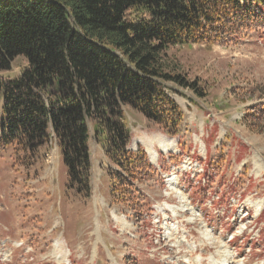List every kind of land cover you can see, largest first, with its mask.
<instances>
[{
    "label": "rangeland",
    "instance_id": "374dc122",
    "mask_svg": "<svg viewBox=\"0 0 264 264\" xmlns=\"http://www.w3.org/2000/svg\"><path fill=\"white\" fill-rule=\"evenodd\" d=\"M166 54L206 96L166 85L183 114L176 135L124 107L132 149L156 170L136 183L145 207L113 202L92 122L90 198L68 190L54 137L34 156L0 151V264H264V116L253 109L264 104V34ZM26 65L17 57L0 76Z\"/></svg>",
    "mask_w": 264,
    "mask_h": 264
},
{
    "label": "trees",
    "instance_id": "16d2710c",
    "mask_svg": "<svg viewBox=\"0 0 264 264\" xmlns=\"http://www.w3.org/2000/svg\"><path fill=\"white\" fill-rule=\"evenodd\" d=\"M256 33L264 34V0H0V71L27 61L16 79L0 76V151L34 156L54 137L68 190L90 198L92 122L112 165L113 202L142 209L136 183L156 170L141 146L132 149L124 107L176 135L183 114L166 85L206 92L167 50ZM253 109L264 116V104Z\"/></svg>",
    "mask_w": 264,
    "mask_h": 264
},
{
    "label": "bare ground",
    "instance_id": "6f19581e",
    "mask_svg": "<svg viewBox=\"0 0 264 264\" xmlns=\"http://www.w3.org/2000/svg\"><path fill=\"white\" fill-rule=\"evenodd\" d=\"M164 144H165V143H161V144H160V148L163 149V150H164L165 148H167ZM164 147H165V148H164ZM148 150H151L150 147L148 148ZM150 152H151V151H150ZM57 250H58L59 253L62 252V249H61V247L59 246V243H58L57 246H56V251H57ZM62 253H63V252H62ZM226 263H227V262H226Z\"/></svg>",
    "mask_w": 264,
    "mask_h": 264
}]
</instances>
